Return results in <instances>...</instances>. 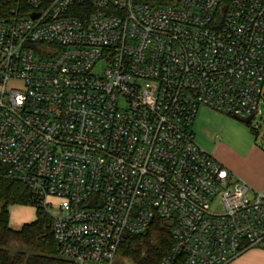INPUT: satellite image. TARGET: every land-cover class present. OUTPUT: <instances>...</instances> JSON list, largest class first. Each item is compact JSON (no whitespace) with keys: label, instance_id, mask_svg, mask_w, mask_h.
<instances>
[{"label":"built area","instance_id":"1","mask_svg":"<svg viewBox=\"0 0 264 264\" xmlns=\"http://www.w3.org/2000/svg\"><path fill=\"white\" fill-rule=\"evenodd\" d=\"M263 83L264 0H17L0 18V178L35 194L72 264H123L154 217L172 237L158 264H228L264 245V185L192 124L200 106L254 117Z\"/></svg>","mask_w":264,"mask_h":264},{"label":"trees","instance_id":"2","mask_svg":"<svg viewBox=\"0 0 264 264\" xmlns=\"http://www.w3.org/2000/svg\"><path fill=\"white\" fill-rule=\"evenodd\" d=\"M17 0H0V18L15 7ZM13 205L35 209L34 220L19 229L9 226V208ZM171 226L154 217L140 234L127 236L119 246L123 264H158L172 246ZM0 264H72L56 253L51 219L37 205L35 194L23 183L0 178ZM179 264V263H178Z\"/></svg>","mask_w":264,"mask_h":264},{"label":"rangeland","instance_id":"3","mask_svg":"<svg viewBox=\"0 0 264 264\" xmlns=\"http://www.w3.org/2000/svg\"><path fill=\"white\" fill-rule=\"evenodd\" d=\"M257 110L255 116L245 123L244 118L200 106L192 124V131L195 142L201 148L222 162L235 176L258 190L261 186L255 185L251 178L246 180V173L251 172L252 175H256L264 161V96ZM232 157L235 160L234 165H238L241 171L240 174L232 170V164L228 163V161L231 162ZM13 208V206L9 208L11 220ZM23 208L27 211L26 216H34L35 209L30 206ZM220 210L221 207L217 200L210 204V211ZM125 264L128 263L125 261Z\"/></svg>","mask_w":264,"mask_h":264},{"label":"crops","instance_id":"4","mask_svg":"<svg viewBox=\"0 0 264 264\" xmlns=\"http://www.w3.org/2000/svg\"><path fill=\"white\" fill-rule=\"evenodd\" d=\"M234 161L235 160L232 157L231 162L228 161V163L232 164L233 166L232 170L240 174L241 171L239 170L238 165L236 164L234 165ZM241 176L243 177V175ZM246 177H247L246 180L251 178L255 185L261 186L262 188L264 185V161L259 169V172L256 175H252L251 172H247ZM13 207L14 208L12 212L13 213L12 220L10 219V212H9V226L12 229H19L24 223L34 220L35 211H34V216L31 217V216L25 215V212H27L25 208H23L25 206L13 205ZM24 215L26 216L25 218H24ZM228 264H264V247L256 246V247L249 248L248 250L240 254L235 260L229 262Z\"/></svg>","mask_w":264,"mask_h":264},{"label":"water","instance_id":"5","mask_svg":"<svg viewBox=\"0 0 264 264\" xmlns=\"http://www.w3.org/2000/svg\"><path fill=\"white\" fill-rule=\"evenodd\" d=\"M32 16H33V17H36L37 14H33ZM251 118H253V115H252V114L249 115L248 117L244 118V119H243V122L248 123V122L250 121ZM263 247H264V245H263Z\"/></svg>","mask_w":264,"mask_h":264}]
</instances>
